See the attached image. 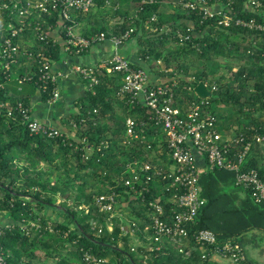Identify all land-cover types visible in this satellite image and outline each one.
I'll list each match as a JSON object with an SVG mask.
<instances>
[{"label":"trees","instance_id":"16d2710c","mask_svg":"<svg viewBox=\"0 0 264 264\" xmlns=\"http://www.w3.org/2000/svg\"><path fill=\"white\" fill-rule=\"evenodd\" d=\"M161 1L132 0L136 8L134 15L126 14L123 22L114 26L109 23L93 25L85 35L99 31L111 35L130 30V37L140 39L142 58L169 78L165 82L179 79V84L173 87L177 95L175 104L185 107L190 100H200L194 89L191 95L185 86L208 81V87L217 96L205 98V108L217 116V125L222 124V131L226 129L224 122L234 119L238 122L230 133L232 137H237L247 126H262L252 115L255 110L264 109V33L235 24L229 27L218 25L215 19H203L199 10L184 8L179 0H176L179 7L167 13L161 11ZM214 1L221 6L230 5L239 16L264 19V0H261L263 6L259 9L247 6L251 0ZM4 2L13 7L10 0H0V46L7 31L4 26L11 19L18 25L23 16L27 24L13 37L19 45L20 36L36 32V22L45 28L62 23L57 8H51L49 13L33 9L39 15L28 19L30 15L27 13H10V8L3 7ZM115 13L119 14V10ZM153 14H157L158 20L149 23ZM188 20L192 24L188 25ZM164 25H170L172 29L165 31L162 29ZM177 29L191 33V39L182 40L175 32ZM36 38L35 47L28 49L32 54L25 53V60L31 67L20 69L14 76V81L21 87L31 83L41 89L37 75L19 81L32 71H38L41 53L55 59L61 55L59 43L42 40L38 35ZM20 50H24L21 45ZM18 65L13 61L6 73L5 66L0 64V82H4V87H0V192L3 194L0 195V208L14 220L2 236L9 261L17 264H87L82 258V248L87 247L101 257L107 258L110 253H115L120 257L117 264H211L209 260L214 246L201 245L192 237L164 238L161 249L146 260L118 243L119 237H128L121 234V221H135L141 231L148 227L147 204L150 200L162 202L166 218H170L173 207L178 208L174 191L167 189L173 178L164 179L154 173V168L169 173L170 165H175L167 147L166 133L149 119L146 106L131 105L122 97V74L101 71L95 92L88 91L81 100L80 113L70 121L71 125L73 120L77 122L75 128L72 125L73 135L64 133L50 137L31 133L17 112L13 116L7 113L9 106L24 100L22 97L14 99L7 84ZM213 84L218 86L216 90L212 89ZM45 93L49 99L50 95ZM209 100L215 105L211 106ZM221 103L228 108L222 107ZM240 116L249 120L242 122ZM129 117L135 121L134 132L144 136V141L142 137H128ZM230 135L225 132L221 141H227L226 137ZM148 143L152 147H148ZM239 147L240 144L231 143L232 150ZM132 161H137L138 167L145 161L153 165L150 171L153 178L144 199L137 197V192L124 183V178L131 176L128 165ZM244 166L255 167L264 176V142L253 145ZM200 183L206 203L190 227L213 230L218 243L239 242L247 261L236 264H258L248 257L246 246L251 238L254 241L258 237L264 239V202L255 201L251 188L238 185L235 172L226 168L208 169L200 175ZM111 191L118 193L117 212L110 218L114 224L112 230L107 225L111 211L99 212L96 204L98 195ZM12 199L15 200L13 205ZM123 201L136 203L141 210H130L127 215L120 207ZM44 207L58 208L60 215L52 218L48 213H41ZM30 220L39 223V227L30 226L26 231L24 226ZM69 246H72L77 261L64 253ZM202 247L207 248L206 253ZM124 250L126 258L121 255Z\"/></svg>","mask_w":264,"mask_h":264},{"label":"built area","instance_id":"2783aa9c","mask_svg":"<svg viewBox=\"0 0 264 264\" xmlns=\"http://www.w3.org/2000/svg\"><path fill=\"white\" fill-rule=\"evenodd\" d=\"M13 7L8 2L3 3L4 8H10V13L17 12L19 15L31 12L33 9L49 13L51 8H57L61 12L63 25L65 26V46L67 49L76 51H86L93 44L111 40L115 46L114 52L101 60L96 67L74 64L73 71L82 75L86 80L89 90L95 92V87L100 83L99 73L107 70L110 73L120 72L122 74V85L120 93L125 100L131 105H144L148 111V117L166 133L167 147L170 151L171 158L175 162L174 167L169 173H163L162 169L154 168V173L162 175L164 179L173 178L171 186L167 189L174 191L173 196L178 208L171 209L170 218H166L165 208L159 199L150 200L147 204L149 210L151 230L145 239L140 243L132 241L130 250L139 253L146 260L151 254L159 251L162 247L161 242L164 238L179 239L192 237L201 245L214 246L213 253L228 258L235 263L246 262L247 256L239 242L227 240L218 243L216 233L209 228H194L190 226L196 222L198 214L206 203V198L202 194L200 184L201 170L195 158L194 148L205 154L208 161V169L215 167L226 168L235 172L236 183L245 188H251L252 198L262 203L264 202V176L261 171L255 167L245 168V163L255 143L264 142V127L247 126L237 137L232 135L226 137L225 142L221 141L222 135L217 128V116L206 109L205 98L200 100H190L185 107L175 104L177 99L173 87L179 84V79H173L172 82L152 83L145 68L133 65L123 54L120 53L119 47L130 37V30L120 34L108 35L105 31H99L90 35L77 34L73 27L66 21L70 19V12L76 11L86 14L95 7L99 0H10ZM145 1V0H144ZM184 8L196 9L202 14L203 19H215V23L221 26L229 27L233 24L240 27L264 33V19H258L255 16H239L232 7L221 6L214 0H179ZM107 3H111L107 0ZM215 5H218L216 8ZM251 9H259L263 6L261 0H251L248 4ZM157 14H153L149 23L157 22ZM26 21L20 19V24H15L12 19L4 29L7 31L3 35L0 46V64L5 66L6 73L9 72L11 65L17 61L22 53L32 54L28 49L20 50V45L13 40V37L22 32L26 27ZM45 28L40 22H36L34 30L42 40L51 39L49 28ZM159 27V26H158ZM155 27V29H158ZM165 31H170V25H164ZM176 34L182 40H190L191 33L183 32L177 29ZM40 65L37 72L29 76H23L19 81L32 79L37 75V80L41 84V89L48 92L49 100H54L59 94L58 79L60 73L53 69L50 57L41 53ZM207 84V82H206ZM0 87H4V82H0ZM192 91L193 85L185 86ZM218 86L212 85L216 90ZM18 113L21 122L26 124L31 133H43L50 137L61 136L65 132L61 129L44 122L37 118L32 110L31 104L24 100H18L8 108V115L13 116ZM74 128L77 122L72 121ZM128 137L130 139L140 137L142 141L144 136L135 133L133 128L135 121L132 117L127 119ZM238 143L240 147L232 150L231 143ZM148 147H152L148 143ZM137 161H132L128 167L131 176L124 178L126 186L137 192V197L145 198L149 192V182L153 178L150 171L153 165L150 162H142L141 166H136ZM139 184V185H137ZM118 193L116 191L104 192L97 196L96 204L99 212L111 211L107 218L108 228L112 230L113 224L110 218L115 215L118 204ZM14 199L11 200L13 205ZM26 200L23 201V204ZM116 210V211H115ZM11 225H4L0 222V264H17L11 263L4 251L2 236L5 229ZM30 226L39 227V223L30 220L24 229L28 231ZM139 225L135 221H121L120 231L124 236L135 238L139 231ZM102 228L99 229L101 231ZM183 250V249H181ZM82 258L87 264H115L106 257L95 255L91 248H82Z\"/></svg>","mask_w":264,"mask_h":264},{"label":"crops","instance_id":"0c3cea01","mask_svg":"<svg viewBox=\"0 0 264 264\" xmlns=\"http://www.w3.org/2000/svg\"><path fill=\"white\" fill-rule=\"evenodd\" d=\"M21 2H24V0H21ZM110 2L111 3L109 4L107 3V0H99L97 5L86 14L71 11L70 19L67 21V23L73 27L75 33L85 35L90 32V29L93 25H103L105 23H109L110 25L114 26L122 23L123 17L126 14L130 16L136 13V8L133 6L132 0H110ZM110 7L113 9L109 10ZM175 7H179L176 0L161 1V11L172 13ZM215 7L217 8L218 5H215ZM179 9L182 8L180 7ZM115 10H119V14H116ZM27 14L30 15L28 16V19L36 18L39 15V13H35L34 11H31ZM23 18L24 17L21 16L20 19ZM186 22L188 25L192 24L190 20ZM36 35V32L30 31V33L20 36L19 43L21 47L24 49L35 47L37 43ZM49 35L56 41V43H59V45L61 46L60 57L58 59L50 57L54 71L60 73L58 79L59 94L57 98L54 100H49L46 97V93L42 89L35 87L33 84L27 83L23 87H21L14 81V76L18 74L17 71L22 68L24 69L31 67L29 62L25 60L27 56L24 53L19 55L18 58H20V60L18 59L19 61L17 60L16 62H18L20 65H18L16 70L11 73L10 79L7 81V84L10 94L14 96V99L16 97H22L25 101L31 104L33 113L37 118L61 129L63 132L71 136L73 135L75 130L70 124V121L74 118L75 115L80 113L82 105L81 100L84 96L87 95L89 91L86 80L80 73L73 71L72 67L74 64L96 67L101 60L110 56L114 52L115 46L111 40H103L93 44L86 51L78 52L75 49H67L65 46V26L63 25V22L59 25H55L49 28ZM118 49L120 53L123 54L132 64L145 68L148 73L150 82L160 83L169 80L166 75L158 71L159 68L152 67L151 63L145 61L142 58L141 43L138 36L133 38L130 37ZM33 72L34 71H32L30 74H33ZM194 154L201 172L203 173L207 171L208 161L205 154L196 148H194ZM170 167L172 169L174 165L171 164ZM0 195H3L2 191L0 192ZM120 207L125 211V213H127V215L129 214V212H131L130 210H134L135 212L137 210H141V207L138 204H130L128 201L120 202ZM41 213H48V215L52 218H56L60 215L58 208L55 207H44ZM125 219L127 220V218ZM0 222L4 225H13L14 223V220L9 217V214L3 208H0ZM109 229H111L110 226ZM150 233L151 230L149 229V227H146L145 231L139 230L135 238H121L122 241H120L119 245L121 247H124L122 243H125L130 247L132 241H137L138 243H140L141 240L145 239L147 234ZM257 245V238L255 241L251 238L246 246V250L248 246L250 247V249L253 247V249L250 251V253H247V255L259 264L261 262L259 259L260 253L255 252V248ZM202 250L204 253H206L207 248L202 247ZM137 254L141 256V254ZM121 255L124 258L127 257V253L125 251H122ZM211 258H213L217 262H220L221 259H224V257L219 256L215 253L211 254ZM118 259H120V257H118Z\"/></svg>","mask_w":264,"mask_h":264},{"label":"rangeland","instance_id":"374dc122","mask_svg":"<svg viewBox=\"0 0 264 264\" xmlns=\"http://www.w3.org/2000/svg\"><path fill=\"white\" fill-rule=\"evenodd\" d=\"M219 71L221 72V69ZM178 75L182 76L183 74L179 73ZM207 83H208V81H207ZM190 94L191 95L193 94L192 91H191ZM193 96H195V95H193ZM210 100H209V104L211 106H214L215 103L213 101H210ZM221 106L222 107H226L224 103H221ZM226 108H228V106ZM217 110H218V112L220 111L218 108H217ZM253 117H255L257 120H259L264 125V109L255 110L253 112V115H252V118ZM239 120L242 121V122H247L249 119L246 116L245 117L244 116H240ZM237 122L238 121H236L235 119L234 120H227L226 122H224L225 123V128H226L225 132H226L227 135H230V133H232L233 128L235 126H237ZM222 127H223L222 124L218 123V125H217L218 131L223 136L225 132L221 130V129H224ZM121 238L122 237H119L118 243H120V241H122L123 238L122 239ZM257 244L258 245L255 248V252H259L260 253L259 259H260L261 262L259 264H264V239L261 238V237H258L257 238ZM122 245H124V247H123L124 249L130 248L128 244L122 243ZM185 245L188 246V242L187 241L185 242ZM252 249H253V247L250 249V247L248 246L247 250H246L247 253H250V251ZM72 251H73L72 246H69L66 250H64V253L67 254L68 256H70V258L72 260L77 261L78 259H76V257L74 258V254L72 253ZM124 251L126 252V250H124ZM111 255H113V256H111ZM70 258H69V260H70ZM107 258L111 262H113L115 264H117L118 261H119L118 257L116 256L115 253H110L107 256ZM209 261H210L211 264H236L234 261H232V260H230L228 258L221 259L220 262L215 261L213 258H211ZM38 264H40V263H38ZM44 264H47V263H44Z\"/></svg>","mask_w":264,"mask_h":264},{"label":"water","instance_id":"95a60500","mask_svg":"<svg viewBox=\"0 0 264 264\" xmlns=\"http://www.w3.org/2000/svg\"><path fill=\"white\" fill-rule=\"evenodd\" d=\"M194 91L201 98H207L212 96H217L213 91L208 87L205 81H200L194 86Z\"/></svg>","mask_w":264,"mask_h":264}]
</instances>
